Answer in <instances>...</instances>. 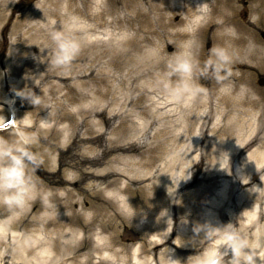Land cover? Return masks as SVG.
Masks as SVG:
<instances>
[{"label": "bare ground", "instance_id": "obj_1", "mask_svg": "<svg viewBox=\"0 0 264 264\" xmlns=\"http://www.w3.org/2000/svg\"><path fill=\"white\" fill-rule=\"evenodd\" d=\"M1 2L11 5L12 0H1ZM123 3L126 10L134 13L132 18L120 19L123 29L136 31L141 29L134 26L133 18L139 23L146 18L150 28L153 26L154 29L151 16H157L161 28L165 31V49L174 46L177 50L181 49L180 51L192 63V74L196 72L199 59L203 57L208 41L213 46L225 48L229 52L232 60L224 67L231 75L222 81L224 82L222 87L220 85L222 82L217 83L213 79V88L220 87L221 90L214 92L211 96L216 95L219 102L220 99L226 100L219 114L224 115L225 112L227 116L226 110H230L231 113L229 111L228 113L231 119L225 130L227 129L229 134L233 135V139L225 143H212L210 148L212 153H220L223 156L222 163L228 153L230 163L224 164L223 170L219 168L216 171L206 172L202 180L215 184L219 178L226 177L229 173L234 176L231 161L236 158L241 160L238 163L240 170L238 175H235V182L229 185L228 190H222L221 197L210 202L213 210L206 214L204 224L223 227L231 223L248 238L250 245L253 247L264 245V193L257 196L251 193L252 189H244L255 181H258L259 186L264 187V183L260 180L264 177V126L258 125V120L264 122V95L259 94L256 98L254 93L258 91L251 85L252 73L255 70L264 71V40L260 38V30L264 28V0H247L244 4L239 0H123ZM3 12V9H0V33L5 32L10 25L9 17ZM13 25V28H20L15 42L16 49L10 55L13 62L2 63L1 61L0 70H5L9 77L27 73L31 68L30 64L36 65L37 69L42 71L32 81L26 80L30 86L25 84L22 88L23 84L19 85L20 90L25 88L27 94L35 92L52 78H57L65 84L71 80L70 77H60L57 71L44 68L43 63L37 65L29 60L22 62V57L34 50V44L30 43L31 40L26 37V32L21 30L24 27L21 18H18ZM146 40L149 41L148 38ZM134 41L138 43L136 46L138 50L141 47L140 41L138 38ZM1 53L2 51H0V57ZM174 60L175 58L169 62L172 64ZM166 65L168 67V64ZM221 75H225V72ZM1 79L0 76V104H6L8 96L20 90H15L12 81L6 80L3 83ZM170 80H168L170 88L177 86L179 90V93L176 92L170 97L171 104L169 102L161 104L156 109L154 107L155 110L144 107L140 115L132 107L135 104H142L143 98L126 104L125 109L130 106L131 109H124L125 111L118 115L120 124L112 129L113 138L105 141V145L107 131L96 132L92 124L94 122L88 115L82 116L81 121H78L71 113H61L58 106L49 117L59 121L60 124L68 122L60 130L40 129L34 123L23 125L22 128L29 133L33 130L41 131L37 138L33 137L35 142L30 148L36 156V162L29 164L26 168V174L32 178L35 189L23 207L10 208L0 204V216H5L10 210H16L19 215L5 222L6 225L3 226L5 230L26 229L41 224L49 237L36 238L33 242L27 243V239L5 234L2 230L0 245L5 244L8 248V245L16 242L22 253L19 260L23 259L24 255L28 258L32 255V260L36 264H67L68 262L69 264H115L103 257L94 262L92 250L80 254L88 248L89 239L86 235L94 231L95 227L99 228L101 233H107L111 229L112 232L109 236H105V240L101 237V240H104L102 247L120 246L121 257L116 252L113 255L121 258L124 264H132L129 257L132 256L134 260L136 254L134 252V256L130 255L129 246L122 243L123 240H135L138 237L136 235L130 237L129 234L120 235V228L125 225V219L141 217L143 211L148 208L152 213L156 207H159L160 211L168 202L159 204V198L156 196H161L165 190L178 192V184L173 179L184 175L199 158L196 152L200 149L196 145L189 146L183 143L176 148L178 151L174 149V137L168 130L175 127L171 120L176 119L174 122L178 123L172 131L176 139L180 137L186 140L191 136L190 132L201 136L205 128L207 130L208 127L210 128L209 114L205 115L206 113L202 111L201 114L190 116L187 111L196 107L200 108L202 103L207 106L211 99L202 97L199 92L192 94L190 79L175 84L174 82L178 81V75L173 74ZM148 84L152 87H162L160 86L162 83L155 82L156 85H154V81ZM31 86L33 88H29ZM60 87V84L51 85L48 89L49 95H53ZM185 87L189 91H185ZM240 87L243 92L238 97L234 94ZM48 99L49 96L43 94L41 101ZM228 100L231 102L228 103ZM169 105L172 108L165 111ZM240 106L242 108H238ZM217 107L220 108V105ZM36 113L37 111L31 117L36 118L38 116ZM5 115L4 110L0 108V116L4 118ZM165 118H169L168 128L161 129L164 127ZM193 118L195 122L193 121L191 125L189 122ZM156 123V127H153ZM147 135L153 142L144 148L139 145V142ZM76 145L82 150L75 151ZM253 147H255L254 151L245 155L246 149ZM99 150L101 155L98 154ZM188 154H193L190 160L186 157ZM110 156L113 158L108 159ZM196 166L200 168L201 162ZM185 184L189 186L191 183L185 182ZM105 193L111 199L106 198ZM202 195L194 198V205L201 202ZM182 196L181 194L179 197L181 201H183ZM250 202L253 203L250 204ZM115 203L122 212L115 210L117 209ZM139 203L143 206L140 207ZM86 204H89L88 208L85 207ZM149 204L152 206L147 207ZM78 206L80 207L77 208ZM182 206V203L173 206L174 220L177 216H181L189 219L192 222L191 225L195 226L198 211L193 209L192 205H190L191 208ZM87 210H90V216L85 214ZM128 210L132 212L131 215H128ZM152 219L150 228L159 236H163L165 240L168 239L164 240L165 244L143 242L140 249L143 254L154 255L156 264H159L166 255L160 247L167 246L170 241L169 231L164 229L168 220L161 216ZM202 237L203 233L193 238L192 246L205 245L207 240ZM182 239L187 238L180 236L177 245L181 244ZM45 245L48 248H44ZM180 246L175 247L179 256L184 253V249ZM194 249L200 248H192L185 253L194 252ZM159 251L161 253L158 260L156 256ZM257 251H261L259 247ZM51 254L54 256H50ZM82 255L86 257L85 262L79 259ZM261 255L264 256V252H261ZM5 258L7 256L0 253V260ZM23 263L25 262H21ZM148 263L149 261H146L144 264ZM187 263L186 259H181V264Z\"/></svg>", "mask_w": 264, "mask_h": 264}, {"label": "rangeland", "instance_id": "obj_2", "mask_svg": "<svg viewBox=\"0 0 264 264\" xmlns=\"http://www.w3.org/2000/svg\"><path fill=\"white\" fill-rule=\"evenodd\" d=\"M239 1L244 4L247 0ZM145 8L147 7L145 6ZM0 9H3V13L10 19L8 29L0 33V51H2L0 62H13L10 55L16 49L15 42L17 41V32L20 30V28H13V23L18 20V18H21L24 23V27L21 30L26 32V37L31 40L30 43L32 45L34 44V50L24 55L21 59L22 62L29 60L35 62L37 65L43 63L44 68L57 71L60 77L71 78L66 84L57 78H52L44 85H41V88H38L35 93L41 98L43 94H46L49 96V99L47 101H41V104L35 107L16 94H11V96L8 97L7 103H10L12 105L11 107H14V104L18 105L20 111L19 121L21 123L31 124L37 120L36 124L40 129L43 127L45 130H60L63 126H66L68 122L60 124L59 121L49 117L54 108L58 106L61 113H71L78 121H81L82 116L88 115L91 121L94 122L92 124L96 132L102 130L107 131L104 140L105 145V141L113 138V134H111L112 129L118 127L120 124L118 115L125 110L131 109V106L125 109L126 104L138 98H143L142 104H135L132 107V109H135L140 115L144 107L155 110L161 104L168 102L171 104L170 97H172L173 94L175 95L176 92L179 93L177 86L176 88H170V83H168V80H172V75L175 74L171 70V63L169 61H173L177 53L183 52L180 51L181 49L177 50L175 46L170 49H165V31L161 28L159 18L155 15L151 16L154 29L153 26L150 28L146 18L141 23L133 18L134 26L141 28L139 31H136L123 29L120 23V19H129L134 16V13L124 8L123 0H12L11 5L2 3L0 0ZM52 30L61 32L66 37L74 39L79 44V52L71 63L63 68H55L50 65L52 50L55 47L50 38V32ZM135 38H138L140 41L141 47L138 50L136 49L138 43L134 41ZM146 38H148L149 41H147ZM260 38L264 40V28L260 30ZM212 47L213 44L208 41L205 45L203 57L199 59L200 63H198V70L200 74H198L197 78L191 73V76L184 80H181L178 76V81L174 82L175 84H180L190 79V87L202 88L203 91L199 92L202 97L211 99L210 105L206 106L202 103L203 105L200 108L196 107L187 111V114L190 116L201 114L202 111L206 113V115L210 114L208 118L210 119V128L208 127L207 132H202L201 136L193 135L192 132H190L189 135L191 136L186 140L180 137L176 139L174 136L175 133L172 132L178 125L177 122H174L176 119H173V121L171 120V123H173L175 127H173V129H168L174 137V149L183 143L189 146L196 145L197 148L200 149L196 152V155L199 157L196 161L197 163L201 162V166L198 168L196 166L197 163H194L184 175L173 179V181L178 184V192L165 190L161 196H156L159 198V204H166V201L168 202L160 211L159 207H156L154 213H152L148 208L143 211L141 217L136 219H130L128 217L125 219V225L120 228V235L129 234L130 237L134 235L138 237L135 240H123L122 243V245L129 246L128 253L130 255H133L134 252L136 254L135 256L133 255L135 257L134 260L132 256L129 257L130 260H132V264H144L146 261H149L148 264H156L154 255L143 254L140 249L143 242L148 244L152 241L164 238L150 228L152 226L151 220H153V217L158 218L161 216L168 220L164 229L169 231V237H171L169 244L161 249L166 255L159 264H168L170 255L173 259H179L180 261L181 259H186L188 261L187 264H191V261L188 260L189 256L203 251L210 243L214 244V241H207L205 245L193 247L192 239L197 238L193 231L195 226L191 225L192 222L189 219L182 218L181 216H177L174 220L172 209L175 204L178 205L182 203V207L184 208H191L190 205H192L194 206L193 209L198 211V215L195 217L196 220L193 219V221L195 220L197 224H204L206 221V214L213 210L210 202L219 199L222 190H228L229 185L235 182V175H238L240 170V168H238V163H240L241 160L236 158V160L233 159L234 161H232L231 165L232 172H235L234 176H232V173H229L226 177L219 178L215 184L211 181L202 180L206 172L211 170L216 171L220 168L217 163L218 160L222 162L221 157L223 156L220 155V153H212L210 144L225 143L233 139V135H230L227 129L225 130L231 119L230 110H226L227 116L225 112L224 115H222L223 113L221 115L219 114L226 100L220 99L219 102L216 95L211 96V94L221 90V88H213L214 78H212L210 73L208 75L203 74L205 63L210 57L209 49ZM166 64H168V67ZM30 67L27 73L11 75V77L6 75L5 70H0L1 81H12L15 90H20L19 85L23 84L22 88L25 84L28 86L29 84L27 81H32L42 72L39 68L37 69L36 65L30 64ZM197 79L200 81V84L197 82ZM262 80H264V71L255 70L252 73L251 85L259 92L254 93L256 98H258L259 94L264 95V84H261ZM153 81L154 85H156L155 82L158 84L162 83L160 85L162 87H152L148 84ZM57 84H60L61 87L57 89L53 95H49V87L51 85L56 86ZM220 85L221 87L224 86V82ZM29 88H33V86ZM242 90V87H240L236 90L234 95L238 97L241 96ZM24 92L27 94L25 88ZM230 102L231 101L228 100V103ZM219 105L220 108L217 107ZM0 108H2L5 113L8 109L7 105L4 104H0ZM170 108H172V106H167L165 111H168ZM238 108L242 107L240 106ZM245 108L248 107L245 106ZM36 111L38 116L37 119L34 120V117L32 118L31 115ZM228 111L230 113H228ZM147 114H149V112H147ZM194 119L195 118L190 120L189 123L191 125H193ZM168 120L169 118H165L164 127L161 129L168 128ZM138 121L140 120L138 119ZM157 123L154 124L153 127H156L155 125H157ZM258 125L263 127L264 122L258 120ZM16 133L0 134V137H4L11 142L17 139ZM40 133L41 131L39 130H33L30 133L27 132L26 135L37 138ZM6 135L12 137H5ZM148 135L139 142V145L144 148H147L153 142L152 139L148 138ZM81 150L76 145L75 151L78 152ZM176 151L178 150L176 149ZM253 151L254 150L250 148L246 154ZM98 154L101 155L100 150ZM186 157L190 160L193 154H188ZM112 158L113 156L108 157V159ZM63 169H66V167H63ZM195 180L199 181L194 182ZM185 182H190L191 184L185 186ZM254 184L258 185V181H255L244 189H252V185ZM203 190H206L205 193H202ZM152 192H154V190ZM197 193L199 196L203 194L202 200L194 205L193 200L198 196ZM181 194L183 195V201L179 200ZM104 196L111 199L106 193ZM140 203L139 205L142 207L143 204ZM252 203L253 202H250V204ZM115 204L117 207L115 210L122 212L121 209H118L117 203ZM151 206L152 204H149L147 207ZM79 207L80 206L77 208ZM85 207L88 208L89 204H86ZM85 214L90 216V210H87ZM131 214L132 212L128 210V215ZM18 215V211L10 210L5 216H0V234H2L1 231L4 230L5 234L27 239V243L33 242L36 238L49 237L41 224L30 226L26 229L21 228L19 230H12L10 228L5 230L6 228L3 227L6 225L5 222H7L9 218L12 219ZM197 227H199V225H197ZM111 232L112 230L110 229L107 233H101L100 229L95 227L94 231L86 235L89 239L88 248L80 254L92 250L94 253V262H97L103 257L113 261L115 264H124L121 258H116L113 255L116 252V254L121 257L120 246H112L110 248L102 247L105 236H109ZM180 236H184L187 239H182L181 244H179L181 245V249H184V253L179 256V252L176 251L175 247L179 246L177 244ZM101 237L104 238L103 241ZM127 238L128 237H126V239ZM18 247L16 242L8 245V248H6L5 244L0 245L1 255L4 254L7 256V258L2 259V263L21 264V262H25L23 264H36L32 260V255L29 258L27 255H24L23 259L19 260L22 253ZM44 248H48V246L45 245ZM192 248L200 249H194V252L189 251L185 253ZM161 251L157 253L156 257L158 260ZM50 256H54V254ZM25 258H28V260L25 261ZM79 259L81 262L86 261V257L83 255ZM2 263L0 260V264ZM67 264H69V262Z\"/></svg>", "mask_w": 264, "mask_h": 264}, {"label": "clouds", "instance_id": "obj_3", "mask_svg": "<svg viewBox=\"0 0 264 264\" xmlns=\"http://www.w3.org/2000/svg\"><path fill=\"white\" fill-rule=\"evenodd\" d=\"M50 38L55 45L50 65L55 68L68 66L79 52V44L56 30L50 32ZM209 52L210 57L205 63L203 74L210 73L217 83H221L228 75H231L224 66L230 64L232 58L227 49L222 47L213 46ZM170 67L181 80L191 76L192 63L183 53L176 54ZM222 72H225V75H221ZM184 90L189 91L187 87ZM191 91L192 94H196L203 89L195 87ZM16 95L33 106L41 104V97L35 92L25 94L24 90H20L16 92ZM14 128L15 119L6 121L0 116V131ZM16 135L17 139L11 142L0 137V204L10 208L23 207L35 189L32 178L26 174L27 166L36 162V156L30 150L35 141L24 133H16ZM226 154L223 163L217 161L221 170L224 169L225 163H230L229 155ZM260 180L264 183V177ZM251 193L259 196L264 193V187L254 184ZM197 225L193 229L194 233L197 236L203 233L202 238L209 242L214 241V244L210 243L203 251L189 256L188 260L191 264H258V261L259 264H264V256L261 255V252H264V245H257L261 250L258 252L257 247L250 245L248 238L235 229L231 223L223 227H214L207 223ZM168 264H181V261L173 259L170 255Z\"/></svg>", "mask_w": 264, "mask_h": 264}]
</instances>
